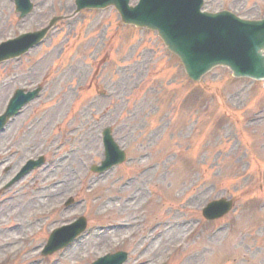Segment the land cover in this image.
<instances>
[{
    "label": "rangeland",
    "instance_id": "374dc122",
    "mask_svg": "<svg viewBox=\"0 0 264 264\" xmlns=\"http://www.w3.org/2000/svg\"><path fill=\"white\" fill-rule=\"evenodd\" d=\"M33 2L18 19L12 0H0V41L73 11V0ZM204 8L256 18L264 0ZM38 84L0 149L13 140L18 163L43 152L46 169L26 199L0 205L1 264H88L117 248L129 252L125 264H264V82L224 67L191 82L155 32L124 25L108 8L60 21L41 45L0 64V112L14 89ZM106 126L128 158L95 174ZM217 197L234 209L196 222ZM81 214L88 232L41 258L35 248L49 231Z\"/></svg>",
    "mask_w": 264,
    "mask_h": 264
},
{
    "label": "water",
    "instance_id": "95a60500",
    "mask_svg": "<svg viewBox=\"0 0 264 264\" xmlns=\"http://www.w3.org/2000/svg\"><path fill=\"white\" fill-rule=\"evenodd\" d=\"M128 1L77 0V3L78 9L113 4L125 23L156 29L166 45L181 57L188 75L193 79H199L205 71L217 64L229 66L235 76L264 79V16L260 20H242L227 11L201 13L202 0H140L134 7L128 6ZM15 2L20 16L30 11L29 0ZM45 32L46 29H43L24 34L0 44V60L24 52ZM32 95L16 92L6 113L0 117V124L8 114L14 112L22 98ZM103 142L105 159L100 166L93 167L97 171L124 158V153L112 139L110 128L104 130ZM230 207L229 200L220 199L209 203L203 212L213 218L225 213ZM82 220L68 230L79 232ZM60 231H54L49 242L53 243L56 238L62 239ZM119 261L118 256H107L93 264H119Z\"/></svg>",
    "mask_w": 264,
    "mask_h": 264
}]
</instances>
